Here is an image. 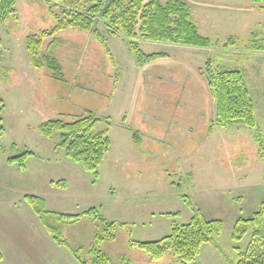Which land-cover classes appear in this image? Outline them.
<instances>
[{"label": "rangeland", "instance_id": "rangeland-1", "mask_svg": "<svg viewBox=\"0 0 264 264\" xmlns=\"http://www.w3.org/2000/svg\"><path fill=\"white\" fill-rule=\"evenodd\" d=\"M172 1L190 9L210 47L141 39L145 54L168 58L138 68L125 40L111 36L96 17L88 31L64 28L44 41L46 47L60 39L52 53L62 62L64 81L35 69L26 51L28 37L67 21L55 0H16L14 12L1 21L0 264H80L53 241L26 195L43 199L53 213L95 209L113 223L99 232V243L93 221L64 223L62 239L81 246L86 259L94 246L113 264H180L170 248L154 261L133 244L163 239L198 211L207 220H221L223 230L190 264H235L248 247L252 233L237 242L233 229L238 219L264 208V164L254 130L215 124L210 134L216 104L207 69L242 72L264 142V6L254 0ZM88 113L98 120L94 131H106L110 140L97 179L65 157L56 146L58 135L47 140L38 131L49 120L71 121ZM25 151L33 155L24 170L8 163ZM13 226L22 231L17 234ZM261 232L264 236V218ZM35 249L40 252L31 255Z\"/></svg>", "mask_w": 264, "mask_h": 264}, {"label": "trees", "instance_id": "trees-1", "mask_svg": "<svg viewBox=\"0 0 264 264\" xmlns=\"http://www.w3.org/2000/svg\"><path fill=\"white\" fill-rule=\"evenodd\" d=\"M16 0H0V24L3 18L14 12ZM49 2V0H45ZM65 14L67 21H58L52 30L42 32L39 36H30L26 40V51L31 65L37 70H46L56 81H64V67L52 50L60 44L59 38H54L44 47L48 37L55 36L64 28H79L88 31L94 18L101 19L111 36H121L129 50L133 53L136 66L143 68L159 60L167 59L164 53L145 54L139 46L140 40L147 42H165L205 49L211 42L199 34L197 26L192 22L190 9L179 1H168L162 4L159 0H55ZM256 4L264 6V0H254ZM89 6L88 9H86ZM85 10L83 13L82 11ZM64 14V15H65ZM94 36L107 49L101 34L94 30ZM228 39L224 47H228ZM108 52V49H107ZM209 87L216 104V122L210 127V134L216 124L220 128H227L234 124H243L254 130L258 146V156L264 164L263 133L259 130L254 114V104L250 97L244 76L239 70H222L213 74L207 69ZM4 102L0 98V140L4 135L1 114ZM98 120L92 113L76 120L64 121L54 119L39 125V134L47 140H53L55 135L60 141L56 146L61 149L65 157L83 170L99 177L98 169L110 149V140L106 131L95 132ZM136 133L134 137H136ZM33 153L25 151L17 157L8 159V163L17 164L24 170L26 161ZM24 200L33 213L41 220L47 233L53 241L64 247L80 264H113L109 256L101 249L91 246L88 250L89 259L83 255L81 246H74L66 239H62L61 232L65 222L78 223L81 218L93 221L97 226V242H101L99 232L112 228L113 223L100 217L95 209H90L81 215L57 214L47 210L46 202L36 196L26 195ZM187 205H191L188 199ZM170 216V214H167ZM264 218V208L247 219H238L233 229V240L241 241L245 235L252 233L248 247L239 255L235 264H264V236L261 226ZM223 230L221 220H207L201 212H196L191 220L184 225L174 226L170 234L155 242L134 243L137 248L152 260L159 261L169 248L180 264H190L199 255L203 245L210 242L213 236H219ZM0 253V261L2 260Z\"/></svg>", "mask_w": 264, "mask_h": 264}, {"label": "crops", "instance_id": "crops-1", "mask_svg": "<svg viewBox=\"0 0 264 264\" xmlns=\"http://www.w3.org/2000/svg\"><path fill=\"white\" fill-rule=\"evenodd\" d=\"M254 114H255V107H254ZM255 119H256V114H255ZM256 122H257V120H256ZM230 127V126H229ZM213 129H214V127H213ZM211 135H212V132H211ZM13 225V224H12ZM13 229H14V231H16V233L18 234V233H20V231H22L21 229H16V227H12ZM29 241H31L32 243H37L34 239L32 240L31 238L30 239H28ZM32 247H34V246H32ZM40 251L39 250H37V249H35V250H30V254L32 255H34L35 253H39ZM49 253V252H48ZM28 257V256H27ZM3 260V259H2Z\"/></svg>", "mask_w": 264, "mask_h": 264}]
</instances>
